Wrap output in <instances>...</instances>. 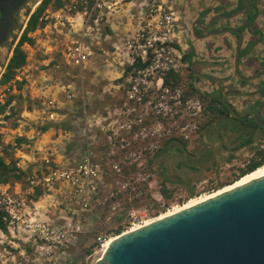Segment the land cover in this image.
<instances>
[{"label":"rangeland","instance_id":"rangeland-1","mask_svg":"<svg viewBox=\"0 0 264 264\" xmlns=\"http://www.w3.org/2000/svg\"><path fill=\"white\" fill-rule=\"evenodd\" d=\"M39 1L29 0L19 10L15 29L0 47V76L12 53L13 35H16V40L26 23V10L32 11ZM162 2L181 4L175 0H123L120 4L121 11L111 17L116 21L111 27L105 25L101 28L99 42L91 45L92 53L80 67L68 64L64 54L66 46L70 45L64 40L65 32L71 37H75V33H69L67 28L61 25L53 26L49 21L47 28L44 26L32 33L35 42L33 45L24 46L27 62L18 71V75L24 80L22 88L17 90L13 86L9 90L7 85L0 84V98L5 99L10 92L15 94L12 106L16 112L4 119L0 127V154L7 162L17 160V166L24 170L26 175L16 181L1 184V190L26 189L29 184L27 177H39L46 170V158L64 163L72 161L73 158L80 157L87 142H97L95 146L100 155L101 132L97 120L106 114L108 109L122 101L126 85V57L122 54V42L138 27L141 7L146 10L150 4ZM182 2L193 11H196L197 7L210 8L214 14L217 13L214 11L215 6H219V10H225L224 8L233 5L237 0ZM255 2L259 9L255 22L263 31L264 0ZM141 11L144 12L143 9ZM123 12H126L128 17ZM244 18L237 14L231 21H217V27L229 23L233 26L241 24L240 27H243ZM188 26L189 24H186L180 35L181 44L186 39L188 41L187 37L190 36ZM248 29L244 26L242 34H245L246 38L241 42V47L252 37ZM191 34L195 37L193 32ZM223 34L226 35L220 33L208 37L207 43L203 45L205 50L194 49L192 63L179 59L182 63L178 66L181 77L179 85L184 93L190 91V83L201 92L221 89L224 93L223 99L233 106V110L243 113L248 105L259 97L257 88L264 82V38L236 63V37L229 32ZM203 43L202 41L201 45ZM115 44L120 46L119 53H116ZM190 45L188 42L187 48L182 50L179 45V53L182 55L188 52ZM190 69L193 70V75ZM256 72H259L256 78H242L252 76ZM68 94L71 96L68 97ZM186 96H197L204 109V102L199 95L192 93ZM44 99L54 100L50 109L56 112L54 119L48 118V108L41 103ZM28 106L30 109H27ZM260 117L264 120V109ZM88 119L91 121L88 122ZM60 122L70 128L58 127ZM49 124L53 126L46 132L40 130L42 126ZM237 131L233 122H215L201 132L192 134L186 140L185 146L180 144L179 140L162 144V151L155 153L148 161V168L156 180L150 192L138 199L124 194L115 210L107 211V208H104L85 214L82 220L83 231L69 245L64 261L59 264H66L67 258L75 259L77 264H93L102 248L98 244V237L107 239L115 234L114 230L118 227H121L122 232L134 224L186 202L191 197L211 192L221 182L232 178L246 165L253 152L249 145L236 147L239 143V139H235ZM18 137L23 138L21 142L17 141ZM37 139L41 140L36 143ZM258 141L256 138L252 145H256ZM163 174L171 178V182L166 183L170 190L169 199L163 197L160 191ZM115 184L116 178L107 172L103 192ZM36 188L38 187H34L28 195L33 201H39L37 206L42 212L56 218L65 210V196L68 193L66 186L60 184L51 190L41 189L40 194L35 193ZM190 192H193L192 196H189ZM8 240L9 237L0 236V264H12L9 250L18 255V250H13L7 243ZM88 248L91 249L90 253L86 252ZM6 257L9 259L5 261Z\"/></svg>","mask_w":264,"mask_h":264},{"label":"built area","instance_id":"built-area-1","mask_svg":"<svg viewBox=\"0 0 264 264\" xmlns=\"http://www.w3.org/2000/svg\"><path fill=\"white\" fill-rule=\"evenodd\" d=\"M64 1L62 7L48 10L46 17L53 26L61 25L69 33H75L71 37L65 32L68 35L65 42L70 45L64 54L68 64L80 67L91 55V45L99 42L101 28L114 24L111 17L121 11L123 0ZM141 10L138 27L122 42L126 69L131 67L122 101L97 120L100 155L97 142H87L80 157L72 161L46 158V170L39 177H27L26 189H0V217L6 227L0 226V236L9 237L7 243L18 250V255L8 251L12 264L63 262L69 245L83 231L85 214L104 208L115 210L124 194L137 199L146 195L156 181L148 168L150 158L165 142L186 141L197 133L203 112L201 100L185 96L181 85L165 81L170 71L180 74L179 59L185 61L179 53L178 31H184L179 13L173 4L166 2L153 3ZM123 14L128 17L126 12ZM114 48L119 53L120 46L115 44ZM16 78L21 79L19 75ZM53 102L51 99L41 102L48 108L49 119L56 115L50 110ZM107 172L116 178V184L103 192ZM60 184L68 189L65 210L56 218L34 215L31 208L35 207V201L28 194L34 187L51 190ZM97 239L102 247L106 238Z\"/></svg>","mask_w":264,"mask_h":264},{"label":"water","instance_id":"water-1","mask_svg":"<svg viewBox=\"0 0 264 264\" xmlns=\"http://www.w3.org/2000/svg\"><path fill=\"white\" fill-rule=\"evenodd\" d=\"M244 2L241 13L250 7L249 0ZM218 18L229 16L215 13L206 23L194 20V36L223 33L224 29L196 33V27L207 30ZM238 34L236 63L243 39V34ZM236 72L239 74L238 69ZM224 104L233 110L229 102ZM263 108L264 99L253 112L261 127L264 120L259 113ZM93 264H264V175L120 233Z\"/></svg>","mask_w":264,"mask_h":264},{"label":"trees","instance_id":"trees-1","mask_svg":"<svg viewBox=\"0 0 264 264\" xmlns=\"http://www.w3.org/2000/svg\"><path fill=\"white\" fill-rule=\"evenodd\" d=\"M9 1L12 2L11 12L13 13V17L11 19V30H14L16 27L17 15L19 13V10L22 7H24V5L29 0H9ZM250 1L254 9L250 14L247 15V17L244 16L245 18L243 25L249 28L252 37L246 42V44L243 47L240 48L238 52L239 54L238 61L241 60V57L248 54L249 51L256 45L257 42L261 41L264 38L260 28L255 23V17L256 14L258 13V8H256L255 6L256 2L255 0H250ZM64 2H65L64 0H40L32 11H30L29 9L26 10V14L28 16L26 23L20 34L17 36L16 40H15L16 35H13L12 37V42L14 43V46L12 48L11 56L9 57L5 65L4 71L1 73L0 84L7 85L9 90H11L13 86H15V89L17 90H20L22 88L24 80L23 79L18 80L16 76L18 75V71L22 67H24L27 62V53L25 51L24 46L26 44L33 45L35 39L32 33L35 32L37 29L43 28L48 23L49 19L46 17L47 11L55 10L62 7ZM239 3L240 6L244 4L243 0H239ZM215 8L216 10L214 11L217 13L222 12L227 14L229 12L227 10H223L222 8H221L222 10L221 9L219 10V6H215ZM209 11H211V9L206 8V10L201 12V15H205ZM200 21L204 23L205 19L200 18ZM214 23H216V21ZM244 26L240 27L241 32L244 30ZM201 31L202 30L200 28L196 29V33H199ZM12 32L13 31H11L10 34ZM6 40L7 38L1 40L0 46L4 45ZM193 52L194 50H192V48H189V51L183 54V59L191 62V57L193 55ZM262 62L264 64V58L262 59ZM130 69L131 67H128L124 75H127ZM190 70H191V75H193V70L192 69ZM165 81L167 83H170L171 85H178L179 83H181V77L179 76L178 73L170 71L168 73V76H166ZM241 82L244 83L243 80ZM189 86H190V91L185 92L184 93L185 96L195 93L199 95L204 102L203 117L202 120L200 121L199 130H198L199 132H201L202 129L208 126L214 125L215 122H219V123L233 122L234 129L238 130L235 139H239V143L236 144V147L249 145L253 149L251 158L246 163V165L243 168H240L239 172L235 174L232 178L221 182L217 188L233 182L240 176L262 165L264 163V127L259 126L255 122L253 117V112L264 99V82L257 88L258 89L257 93L259 94V97L256 98L251 104H249L247 110L243 113L236 112L231 108H229L226 104H224L225 100L221 99L223 93L221 89H217L214 92H201L197 88L192 86L191 83L189 84ZM14 97L15 94L10 92L5 99L0 98V127L2 126L4 119H8L12 115L16 114L12 106V101L14 100ZM27 109H30V106H28ZM263 109L260 111L259 117L261 116ZM57 125L58 127L63 129L70 128V126H65L64 124H62V122L58 123ZM52 126L53 124L45 125L42 126L40 130L44 132ZM256 138L259 141L256 145L253 146L252 143ZM22 139L23 138L18 137L17 141L21 142ZM179 142L183 146L186 145V141L179 140ZM161 151H162V147H160L157 150L156 154L160 153ZM191 167L194 168V166ZM25 175L26 172L24 170H21V168L17 166V160H11L7 162L4 156L0 154V185L12 181H16L18 179H21ZM168 182H171V178L163 174L160 191H161V195L167 199H169L170 197V190L166 187V183ZM41 191L42 190L40 188H36L35 193L40 194ZM192 195L193 192H190L189 196ZM0 226L3 229H6L1 217H0ZM114 231L115 234L120 233L121 227L116 228ZM86 252L90 253L91 249L89 248L86 249ZM66 261H67L66 264H77V261L75 259L67 258Z\"/></svg>","mask_w":264,"mask_h":264},{"label":"flooded vegetation","instance_id":"flooded-vegetation-1","mask_svg":"<svg viewBox=\"0 0 264 264\" xmlns=\"http://www.w3.org/2000/svg\"><path fill=\"white\" fill-rule=\"evenodd\" d=\"M243 2H244V0H243ZM249 3H250V7H249V9H248V11L246 12V13H241V12H239L240 10H244V8H245V2H244V4L242 5V6H240V3H239V0H237V2L236 3H234L233 5H229V7L228 8H224L225 10H227V11H229L227 14H225V13H222V12H218V13H221V14H223V15H228L229 16V18H227V19H224V18H218V19H216L215 21H216V23H214L213 22V24H212V26L209 28V29H207V30H202L201 32H199V33H197V34H200V35H202V34H205V33H207L208 31H210V30H213V31H217V30H222V29H224L225 31L224 32H229V33H232L235 37H236V40H237V42H236V52H237V44H238V41H239V34H238V31L239 32H241L240 31V26H241V24L239 25V26H233L231 23H229V24H227V25H223V26H218L217 27V21L218 20H224V21H231V19L232 18H234L237 14H241L242 16H246L247 17V15L248 14H250L252 11H253V9H254V7L252 6V3H251V1L249 0ZM11 4H12V2L11 1H9V0H0V41L1 40H3L4 38H8L10 35V32L11 31H13V30H11V19H12V17H13V13L11 12V8H12V6H11ZM256 6V8L258 7L257 5H255ZM234 11H236L235 12V14H233V15H231ZM215 14V13H214ZM231 15V16H230ZM259 15V9H258V13L256 14V17H255V21H256V18H257V16ZM208 21V20H207ZM206 21V22H207ZM256 23V22H255ZM190 26V25H189ZM248 28V27H247ZM189 29V28H188ZM249 30V29H248ZM261 30V29H260ZM191 31V30H190ZM189 31V32H190ZM264 31V30H263ZM263 31H261L262 32V34H263V36H264V32ZM223 32V33H224ZM250 32V31H249ZM242 33V32H241ZM190 34H191V32H190ZM213 34H216V33H213ZM212 34V35H213ZM218 34H220V33H218ZM251 34V33H250ZM251 36V35H250ZM243 41V39L241 40V42ZM1 47V46H0ZM240 48H241V43H240V47H239V50H240ZM264 68V66L262 67V69ZM260 72V71H259ZM259 72H256L255 74H259ZM254 74V75H255ZM254 75H252V76H254ZM252 76H246L247 78H250V79H253V78H256V77H253L252 78ZM223 95H224V93H222V98L221 99H223Z\"/></svg>","mask_w":264,"mask_h":264},{"label":"bare ground","instance_id":"bare-ground-1","mask_svg":"<svg viewBox=\"0 0 264 264\" xmlns=\"http://www.w3.org/2000/svg\"><path fill=\"white\" fill-rule=\"evenodd\" d=\"M264 175V163L260 166H258L257 168H255L254 170L240 176L239 178H237L236 180H234L233 182L229 183V184H225L211 192H208V193H205V194H202L200 196H195V197H191L189 200H187L186 202L180 204V205H177L171 209H168L166 211H163V212H160L159 214L155 215L154 217H151V218H148L146 220H144L143 222H140V223H137V224H134L133 226L129 227L128 229L126 230H123L122 232H125V231H130V230H134L136 228H139L140 226L144 225V224H148L158 218H162L164 216H167V215H170V214H173L179 210H182L186 207H189L193 204H196L206 198H209V197H212L222 191H225V190H228L234 186H238L240 184H243L245 182H248L249 180H252L254 178H257L259 176H262ZM120 232V233H122ZM120 233H117V234H113L111 236H109L103 243L102 245V248L100 250V253L98 255L97 258H99L101 256V253L105 250V248L108 246V244L114 240V238H116L117 236H119Z\"/></svg>","mask_w":264,"mask_h":264},{"label":"crops","instance_id":"crops-1","mask_svg":"<svg viewBox=\"0 0 264 264\" xmlns=\"http://www.w3.org/2000/svg\"><path fill=\"white\" fill-rule=\"evenodd\" d=\"M175 1H177L176 3H181V4H173L174 5V7H175V9H176V11L179 13V18H180V21H179V23L181 24V26L184 28L185 26H186V24L188 25H190V30H191V25H192V22H194V20H196V19H199L200 20V18H202V19H204L205 18V22L204 23H206V21L213 15V11L211 10V11H209L207 14H205V15H201V12L202 11H204V10H206V8H201V7H197V10L196 11H193V10H191L190 9V7L188 6V5H186V4H184V2H182V1H184V0H175ZM173 3V2H172ZM183 3V4H182ZM181 6V7H180ZM193 7V6H192ZM177 13V14H178ZM116 21V20H115ZM201 22V21H200ZM202 23V22H201ZM218 23H220L219 22V20H218ZM218 23H217V25H218ZM198 27H196V29H197ZM182 29H179V31H178V35L180 36V34H182ZM191 33H192V31H190ZM223 36H225L226 34H223V33H221ZM65 35H66V37L67 38H64V40H66V39H68V35L65 33ZM216 35H219L218 33H216V34H213L212 36H216ZM211 36V35H210ZM210 36H207V37H203V38H196V37H192V34H190V36L189 37H187L188 38V41H187V39L181 44V46H182V49H186L187 48V44H188V42H190V48H192V50H194V49H196V51H198V49H204L205 50V47L203 46V45H205V43H207V38L208 37H210ZM246 37H245V34H244V36H243V40L245 39ZM181 39H182V37H181ZM231 39V38H230ZM204 42L202 45H201V42ZM200 43V44H199ZM244 43V42H243ZM245 44V43H244ZM243 47V46H242ZM250 52V51H249ZM241 59H242V57H241ZM261 59L259 58L258 59V61H260ZM47 131V130H46ZM46 131H44V132H46ZM21 134V133H20ZM39 140H41V139H37V141H36V143H38L39 142ZM39 203V201H36L35 202V207H32L31 208V211L32 212H34V215H37V216H41V217H44V216H48V215H46L44 212H42V210L37 206V204Z\"/></svg>","mask_w":264,"mask_h":264}]
</instances>
